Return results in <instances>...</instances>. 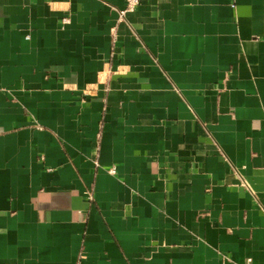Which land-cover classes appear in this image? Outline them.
Returning a JSON list of instances; mask_svg holds the SVG:
<instances>
[{
  "label": "crops",
  "instance_id": "1",
  "mask_svg": "<svg viewBox=\"0 0 264 264\" xmlns=\"http://www.w3.org/2000/svg\"><path fill=\"white\" fill-rule=\"evenodd\" d=\"M126 2L0 0V264H264V0Z\"/></svg>",
  "mask_w": 264,
  "mask_h": 264
},
{
  "label": "built area",
  "instance_id": "2",
  "mask_svg": "<svg viewBox=\"0 0 264 264\" xmlns=\"http://www.w3.org/2000/svg\"><path fill=\"white\" fill-rule=\"evenodd\" d=\"M139 2H140V0H127L126 6L119 10L120 19L125 18L126 12L135 10V8L139 4ZM69 20H70L69 17L64 18V22H67Z\"/></svg>",
  "mask_w": 264,
  "mask_h": 264
}]
</instances>
